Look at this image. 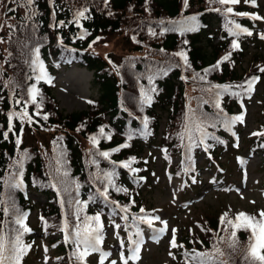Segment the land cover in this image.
Listing matches in <instances>:
<instances>
[{
  "label": "trees",
  "instance_id": "obj_1",
  "mask_svg": "<svg viewBox=\"0 0 264 264\" xmlns=\"http://www.w3.org/2000/svg\"><path fill=\"white\" fill-rule=\"evenodd\" d=\"M0 21L4 264H17L21 248L18 264H30L35 206L26 188L54 196L37 209L34 227L66 237L68 248L49 242L54 264H95L86 261L85 246L102 253L113 226L127 243L155 221L145 191L156 177V156L185 184L183 197L231 178L230 160L241 161V153L264 158V98L261 123L245 145L235 148L231 133L242 101L264 80V4L10 0ZM73 64L93 73L98 97L85 111L65 113L54 78ZM204 168L213 174L197 186ZM238 214L223 205L201 216L198 227H184L171 264H264L249 252L251 229L227 223Z\"/></svg>",
  "mask_w": 264,
  "mask_h": 264
},
{
  "label": "rangeland",
  "instance_id": "obj_2",
  "mask_svg": "<svg viewBox=\"0 0 264 264\" xmlns=\"http://www.w3.org/2000/svg\"><path fill=\"white\" fill-rule=\"evenodd\" d=\"M9 1L0 0V13ZM256 3L264 4V0H254L253 4ZM1 23L0 21V32ZM55 83L54 95L65 113L85 111L90 99L98 97V89L93 85V73L76 65L60 69L55 77ZM263 98L264 80L254 85L251 97L242 101L241 119L233 122L231 128L234 147L244 146L247 136L261 123L260 110ZM222 156V163H226L230 158L227 153H223ZM239 156L243 158L234 165L233 160H230L232 177L224 179L219 184L210 182L201 184L200 181H206L207 177L213 174L210 168L201 170L199 173L201 180L197 181V186L201 184L199 190L189 193L187 197H183L185 187L181 181L173 178L169 166L163 165L159 156H156L153 165L156 177L145 191L156 209V219L152 225L142 229L141 236L133 240L134 244L138 243L141 247L136 251L138 254L133 256L131 254V258L135 260L133 264H171L176 247L172 241L174 240L176 245L177 241L182 239L184 227L191 225L198 227L201 216L209 210H217L226 205L229 210L236 213L252 212L260 215L264 212V158L247 152ZM201 161L202 158L198 159V163ZM176 163L177 159L171 162ZM32 215L30 220L35 227V213ZM31 233L34 234L35 231ZM106 236L108 240L105 254L100 257L94 250H89L87 260L97 263L109 256L111 258L107 264H125L123 251L127 247L122 233L113 226L106 231ZM55 253L56 250L49 246L47 239H38L30 252V264H54L51 256Z\"/></svg>",
  "mask_w": 264,
  "mask_h": 264
},
{
  "label": "snow or ice",
  "instance_id": "obj_3",
  "mask_svg": "<svg viewBox=\"0 0 264 264\" xmlns=\"http://www.w3.org/2000/svg\"><path fill=\"white\" fill-rule=\"evenodd\" d=\"M215 2H218L221 5H226V4H236L239 2V0H215ZM252 2L254 3V0H252ZM227 11L229 13L232 12V8H228ZM79 15H83V13H79ZM250 34V33H249ZM234 47H238V45H236L235 43L233 44ZM182 57L185 59V63H187V59L186 57L183 56V54H181ZM225 60L228 59V57L226 56L224 58ZM261 71H264V69H262ZM33 93H35V89L31 90ZM33 99L35 100V95H33ZM24 115H27V113H24ZM45 119H47V117H45ZM236 119H241L240 117H236ZM29 120H31V118L29 117ZM103 129H101V133H103ZM264 134V133H262ZM7 136V133H5V137ZM93 141H95V138H93ZM17 143H19V141H17ZM127 145H125L126 147ZM102 155L107 156L108 153H102ZM143 211V210H142ZM227 216V214H225V217ZM225 217H222V223L224 222ZM260 219H257L256 217H252V216H248L245 213H239L236 217H235V221L229 219L227 220V223L229 225H231L234 229L238 226H241V222L243 224L244 227L251 229L252 231V235L254 240L256 241V243H254L253 245L250 246L249 248V252L250 254L256 256L259 260H261L262 262H264V255H258V248L259 249H264V212L260 213ZM99 216L95 217V220L97 222H99ZM18 223H20V221H17ZM151 222V221H149ZM28 229L25 228V231H27ZM163 231V230H161ZM232 237H235V231L232 232ZM17 241H19V237H17ZM173 246L175 245V241H172ZM4 251H5V240L4 237L0 236V264H4ZM135 251H138V249H136ZM217 251L219 252V249H217ZM18 253L22 254L23 253V249H18ZM19 254L17 255V264H18V259H19ZM222 254V253H221ZM199 255V254H198ZM201 264H204L203 261H201Z\"/></svg>",
  "mask_w": 264,
  "mask_h": 264
}]
</instances>
